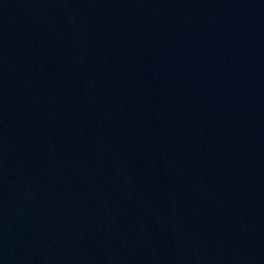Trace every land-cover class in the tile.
Here are the masks:
<instances>
[{"label": "water", "instance_id": "1", "mask_svg": "<svg viewBox=\"0 0 264 264\" xmlns=\"http://www.w3.org/2000/svg\"><path fill=\"white\" fill-rule=\"evenodd\" d=\"M0 264H264V0H0Z\"/></svg>", "mask_w": 264, "mask_h": 264}]
</instances>
